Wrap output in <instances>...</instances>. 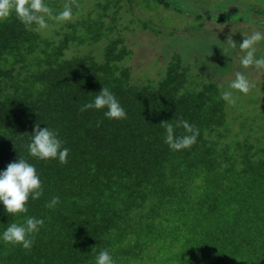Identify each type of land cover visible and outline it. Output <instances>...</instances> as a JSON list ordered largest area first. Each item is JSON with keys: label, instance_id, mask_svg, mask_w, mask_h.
<instances>
[{"label": "trees", "instance_id": "16d2710c", "mask_svg": "<svg viewBox=\"0 0 264 264\" xmlns=\"http://www.w3.org/2000/svg\"><path fill=\"white\" fill-rule=\"evenodd\" d=\"M44 2L52 17L65 5L80 12L81 0ZM112 4L95 0L52 34L15 12L0 18V170L24 158L43 189L26 213L0 205V232L44 221L30 250L0 241V264H95L102 250L114 264H264V134H231L223 91L211 81L193 88L178 54L157 81L136 84ZM103 86L125 118L80 111ZM179 121L197 139L173 151L165 129L185 135ZM37 124L58 134L67 163L28 154Z\"/></svg>", "mask_w": 264, "mask_h": 264}, {"label": "rangeland", "instance_id": "374dc122", "mask_svg": "<svg viewBox=\"0 0 264 264\" xmlns=\"http://www.w3.org/2000/svg\"><path fill=\"white\" fill-rule=\"evenodd\" d=\"M108 1L113 2L108 14H118L117 32L132 51L127 65L132 67L136 84L157 81L176 54L189 69L195 89L202 81H211L222 91L229 90V83L242 73L249 89L246 93L229 90L230 132L245 134L252 129L253 134H264V69L244 68L240 64L244 53L238 47L253 32L264 33V0H166L169 8L154 0ZM94 2L81 0L80 12L70 21L88 13ZM48 19L53 24L42 31L52 34L61 23L55 17ZM96 45L93 49L98 55L102 46ZM256 55L264 56V41L256 45Z\"/></svg>", "mask_w": 264, "mask_h": 264}, {"label": "clouds", "instance_id": "9594fccd", "mask_svg": "<svg viewBox=\"0 0 264 264\" xmlns=\"http://www.w3.org/2000/svg\"><path fill=\"white\" fill-rule=\"evenodd\" d=\"M10 12H15L17 18L25 24L31 26L36 24L38 28L47 27L46 18L52 17L51 9L44 0H0V18L6 17ZM72 9L65 5L63 11L59 12L55 19L63 22L71 19ZM264 41V33L255 31L244 38L238 45L244 53L240 59V64L244 68L255 66L264 69V56L256 55V45ZM233 46H237L232 41ZM229 90H238L246 93L249 83L246 76L237 73L236 78L228 85ZM222 92V98L228 100L231 91ZM89 109L104 110L103 116L109 120H120L126 117L124 108L120 105L115 95L107 88L102 87L92 101L84 104L80 111ZM183 127L185 135L174 134L173 125L168 124L165 131L167 133L164 143L169 149L179 151L190 148L196 143L197 134L187 121H179L177 127ZM187 133H190L187 134ZM28 154L38 160H57L61 164L67 163L69 149L63 147L58 134L48 126L40 128L39 124L34 126L30 143L28 144ZM43 189L40 177L34 165L26 159L19 157L18 160L7 164L4 170H0V205L3 211L11 216L27 212L29 199L35 201L42 195ZM52 203H57V198H53ZM43 219L27 217L23 223H10L0 232V241L13 246L20 245L23 249L30 250L33 245L34 234L40 231L43 226ZM95 264H114V259L108 250H102L95 256Z\"/></svg>", "mask_w": 264, "mask_h": 264}]
</instances>
